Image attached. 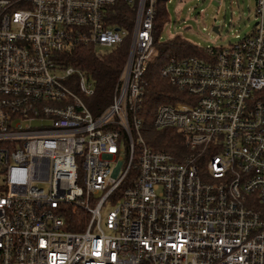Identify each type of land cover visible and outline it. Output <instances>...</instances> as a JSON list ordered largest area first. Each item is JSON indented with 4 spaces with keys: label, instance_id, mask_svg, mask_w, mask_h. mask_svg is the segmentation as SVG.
<instances>
[{
    "label": "built area",
    "instance_id": "1",
    "mask_svg": "<svg viewBox=\"0 0 264 264\" xmlns=\"http://www.w3.org/2000/svg\"><path fill=\"white\" fill-rule=\"evenodd\" d=\"M124 1L131 33L105 21L115 0H0V264H264V0L250 35L159 69L180 95L153 127L180 133L179 159L139 116L157 0ZM128 35L94 114L92 78L60 54Z\"/></svg>",
    "mask_w": 264,
    "mask_h": 264
},
{
    "label": "trees",
    "instance_id": "2",
    "mask_svg": "<svg viewBox=\"0 0 264 264\" xmlns=\"http://www.w3.org/2000/svg\"><path fill=\"white\" fill-rule=\"evenodd\" d=\"M115 4L108 6L105 10V21L110 25H118L131 29L134 16L131 6L124 0H115ZM155 18L153 20V45L155 54L151 59L145 73L144 98L139 111L141 117L142 133L148 146L158 151H168L177 159L186 152L183 147L182 136L173 128L156 130L153 127V115L158 105L170 103L175 97L180 95L179 91L165 79L158 75L159 69L169 58L200 56L207 57V49L204 50L194 44L186 42L179 36L160 41L161 28L169 20L166 11V0H157L155 7ZM130 35L125 37L115 47L106 48L101 54H97L90 45H75L71 49L60 54V62L63 66H77L81 68L93 80V94L86 99L88 107L94 114L99 113L109 103H111L114 88L118 75L125 63V58L129 50ZM178 47L187 49L178 56ZM208 48V47H207ZM264 218V207L258 206ZM75 216H72L74 220ZM75 221V220H74ZM75 221L68 225L67 229L81 230L83 223Z\"/></svg>",
    "mask_w": 264,
    "mask_h": 264
},
{
    "label": "rangeland",
    "instance_id": "3",
    "mask_svg": "<svg viewBox=\"0 0 264 264\" xmlns=\"http://www.w3.org/2000/svg\"><path fill=\"white\" fill-rule=\"evenodd\" d=\"M131 9L134 16V7ZM254 9L255 0H166L169 20L161 28L160 41L179 36L204 50L221 47L252 33L256 21ZM104 49L98 47L97 54ZM176 50L178 56L188 51L182 47ZM109 208L105 206L102 213Z\"/></svg>",
    "mask_w": 264,
    "mask_h": 264
},
{
    "label": "water",
    "instance_id": "4",
    "mask_svg": "<svg viewBox=\"0 0 264 264\" xmlns=\"http://www.w3.org/2000/svg\"><path fill=\"white\" fill-rule=\"evenodd\" d=\"M254 24H255V23H254ZM212 29H214V31H216V32L218 31L217 27H213Z\"/></svg>",
    "mask_w": 264,
    "mask_h": 264
}]
</instances>
